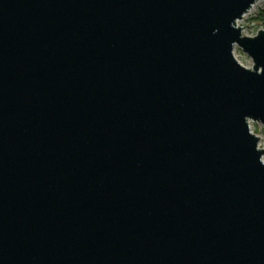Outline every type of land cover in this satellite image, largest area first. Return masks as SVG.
I'll return each mask as SVG.
<instances>
[{"label": "water", "instance_id": "water-1", "mask_svg": "<svg viewBox=\"0 0 264 264\" xmlns=\"http://www.w3.org/2000/svg\"><path fill=\"white\" fill-rule=\"evenodd\" d=\"M256 1L0 0V264H264Z\"/></svg>", "mask_w": 264, "mask_h": 264}, {"label": "rangeland", "instance_id": "rangeland-1", "mask_svg": "<svg viewBox=\"0 0 264 264\" xmlns=\"http://www.w3.org/2000/svg\"><path fill=\"white\" fill-rule=\"evenodd\" d=\"M260 11H264V0H257L250 10L238 20V25L242 28V32L245 35H253L258 29L264 28L263 20H256L255 17ZM246 25V26H245ZM234 57L239 63L246 67H250L252 62L251 58L243 52L238 46L234 47L233 50ZM250 129L253 133L260 137L259 146H264V127L261 123L256 121H249ZM264 161V155L262 157Z\"/></svg>", "mask_w": 264, "mask_h": 264}, {"label": "trees", "instance_id": "trees-1", "mask_svg": "<svg viewBox=\"0 0 264 264\" xmlns=\"http://www.w3.org/2000/svg\"><path fill=\"white\" fill-rule=\"evenodd\" d=\"M256 20H263L264 19V11H260L257 16L255 17Z\"/></svg>", "mask_w": 264, "mask_h": 264}]
</instances>
